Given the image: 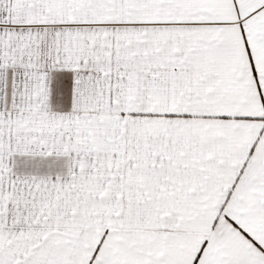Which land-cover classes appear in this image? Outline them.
I'll return each instance as SVG.
<instances>
[{"label":"snow or ice","instance_id":"obj_1","mask_svg":"<svg viewBox=\"0 0 264 264\" xmlns=\"http://www.w3.org/2000/svg\"><path fill=\"white\" fill-rule=\"evenodd\" d=\"M0 264H264V0H0Z\"/></svg>","mask_w":264,"mask_h":264}]
</instances>
